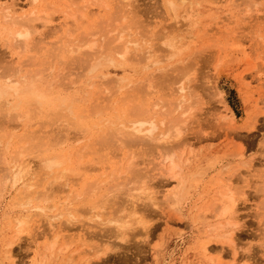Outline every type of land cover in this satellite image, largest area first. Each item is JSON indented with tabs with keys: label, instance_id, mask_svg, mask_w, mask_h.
<instances>
[{
	"label": "rangeland",
	"instance_id": "1",
	"mask_svg": "<svg viewBox=\"0 0 264 264\" xmlns=\"http://www.w3.org/2000/svg\"><path fill=\"white\" fill-rule=\"evenodd\" d=\"M6 1L7 0H0V5L2 6V8L3 5L6 6ZM18 1H19L18 4L19 5L22 4V6L24 5L23 3L28 4L29 2V0H18ZM94 1L97 2V0H74V1L71 0L69 1V3L72 4L69 6V8L68 6H66L69 5L66 4L67 3L66 0L64 2L62 0L60 1L39 0L37 3L38 5L41 6L42 10H44L45 8L49 9L50 16L52 17L51 18L52 23L48 25V27L44 26L46 27L44 28L40 25L41 21H39V24L36 23L37 24L36 31L30 30L31 36L25 43V49L26 51H28L27 52L28 55L23 53L20 58L22 60H20L19 62V64L21 65L22 63L23 66L22 74L20 76L24 75L28 81L30 80V77L32 76L33 72H35L36 70L37 71L43 70V73L45 74V75L43 74V76L47 78L46 79L44 78V80L42 81L43 86L40 87L38 86L35 91H24V92H15L14 90L10 91L7 94V98L5 100L6 103L4 105H1L2 107H0V134H1L0 136H2V138H0V149H1L0 166L3 165L4 167H7L6 164H4V162L6 161H4L3 158L4 157L3 155L5 154L3 148L9 135H11L9 133H11L12 131V134L16 133L15 135H20L21 132L26 129L27 130L26 132L33 131L32 133H34L35 130V134H34L35 137H33V134L31 135V133H29L28 136V144L31 143V145L35 143V140H43V138H45L46 140L52 138L50 136H53L52 138L53 141L56 134L58 135L56 136L55 139L60 138L58 139L59 141H61V139H67L70 136L69 138L70 141H68L67 145H64V147H60V148L57 147V150L58 149L65 150L66 157L64 160L65 162L64 167L70 169L69 172L70 174L72 172L70 168L71 166L72 168H74V166L76 167L79 165L81 166L83 165L82 167L84 168L80 166L79 168L82 169L76 167L78 169L77 170L76 168H74L75 171L77 170L78 172L79 170H81L78 174L81 177L80 176L75 177V174L78 172L77 171L74 172V175L72 174L74 178L73 180L72 177L71 179H69V184H66L67 181L65 182V180H60L61 182L57 181L59 183L54 184L53 182L55 181L54 179H52L53 177L51 178L47 174L48 176L47 179V176L43 171V169L41 167H38L40 165L41 166L44 165L43 160H45L44 159L45 156L39 154L38 153L39 151H37L38 149L32 148L34 146L33 145L29 147L30 149L32 148L33 153L28 148L29 152L31 151L29 153L31 156L26 152L25 153L27 154L28 157L27 160L28 159L30 161L32 160L31 162L28 160L30 166L29 168L30 174L31 171L34 172V174L32 173L31 176L29 175L30 176L29 181L31 183L32 182L37 183L38 187L36 186V183L35 184L32 183L37 187V188H33L34 190L36 189V191L34 190L29 191V195L24 196L22 192H20V187L18 185L19 183L13 184L12 182L13 179L12 180L9 179L12 178L11 177L12 174H8L9 177H5L7 180L6 184H5L6 181L5 182L2 181V179L4 178L0 177L1 182H3V184L5 185L4 186L2 183H0L2 185V187H0V264H16L17 261L22 262V264H93V263L94 264H210V263L232 264L234 262H235L234 264H264V0H198V2H200L201 4L197 2L195 3V5L192 2V0L191 2L190 0H187V2H184L185 3L184 5H181L180 8L181 10H179V8L176 10L175 12L176 14L169 13L171 11H168L164 4L166 0H138V2H136L135 5L134 3H132V1H130L131 4L134 5V7L130 3L128 5V3L124 2L125 4L128 5V7L124 5L125 8L129 9L130 5L134 8L133 10V8L130 6L131 10L129 9L130 12L132 10L134 11L132 12L133 17L135 15L134 13L137 14V17L136 16L135 17L138 21L136 25L138 29L135 30L136 27L132 28L130 30V34L134 35L136 33L140 35V32H136L139 31L140 28V31L143 34L144 43L143 41H140L143 39L140 37L141 35L139 36L135 34V36H133V38L137 41L135 43L138 44H140L141 42L142 43L140 44L141 46L136 44L134 45L132 43H131L132 45L128 44L129 50H131L130 53L132 54L128 53L129 54L128 56L125 55L123 56V58H119L116 64L114 65L112 64L110 65L108 63L96 67L94 71L89 73L88 71L90 70V65H91L89 64V61L91 57L90 59L89 58L86 59L84 58V56L83 57L79 56L76 52L69 53V51L73 50L75 47L74 46L75 37L80 33H84L87 25L94 26V24L97 23L99 19V18L97 19L98 14L101 16L103 15L102 16L103 18L99 19L98 21L100 22V20L110 15L107 14L108 12L111 11L112 13L115 9H117V4L121 6H123L124 4L122 2L123 0H118L121 3H119L117 0H108L109 8L105 10L101 8L102 6L99 7V4L97 7L96 2ZM171 1L177 2V0H171ZM177 5L180 6L179 3H177ZM188 6L190 7L189 9L187 8ZM24 8L30 10L31 6L25 5ZM78 9L81 10L82 12L86 11L85 18L83 19L80 18V15H78L79 12H76L78 11ZM194 10L195 11L197 10L196 11L197 13ZM185 11H187V14ZM69 12L71 15L73 14V18L65 17L67 15L71 17V15L68 14ZM189 12L194 14V16L193 15L191 16L193 19H195L193 20L192 23L190 22L191 24L187 20V16L189 15L188 14ZM74 13H76V15ZM4 23H5L4 19L1 17V13H0V34H1L0 55H2L1 56L2 60L4 58L3 60L4 63L5 62L10 63L13 60L14 62H18L17 59H15V56H13V53L16 52V49H14V47H12L10 43L6 42L7 43L6 44L4 40V38L7 37V32H8L7 30L12 31L11 28H13L14 26H12L10 23H7L8 25L7 26L4 25ZM98 24L99 23H97V25ZM2 25H4V27ZM175 26L177 27L176 29L173 28ZM178 27L183 30V31L181 30L182 32L180 33L182 39L181 41L186 39L185 44L183 43L184 45L180 44L182 43L181 41L178 43V46L181 49V50L179 49V54L176 53V55L172 57L171 52H168L166 50H165L166 52H164V50L162 51L160 49H156L157 47L152 46L155 43L157 44L155 46H158V44L161 43V40L158 41L159 39H161V36L168 35L169 32L173 31L174 29H175L174 31L178 30ZM188 29L191 32L187 31ZM66 32H70L71 35L69 37H65ZM115 36H116L115 34L114 35L112 34L113 38H115ZM65 38L67 40L70 38L68 40L69 45L67 44V48L64 46ZM99 42L100 41H97V44ZM149 43L151 44L154 43V44L151 45ZM113 44L112 46H114ZM148 44L151 45L149 46L150 49L153 47L154 50L150 51L148 48ZM3 45L5 47H3ZM133 46L136 47V48L134 47V49L137 55L133 53L135 52L133 51L134 49L131 48ZM40 47H42V49ZM56 47L57 48L61 47V48L60 50L58 49V51H56L57 50ZM63 47L66 51L63 49ZM158 48L160 47L158 46ZM186 48L187 51L185 50ZM146 49L150 51L147 54L149 55V57H150V53L151 55L152 54L154 55V56L152 55L150 58L152 57L154 58L156 55H158L154 59L155 62L152 61L153 58L152 59L146 58L148 60H146L145 62V59H143L145 57L143 58L142 56L138 57V53L139 56L143 55V52L144 51L146 52ZM142 50L143 52H141ZM201 50L204 51L205 54L196 55L199 54L198 51ZM63 51L66 52L67 56L64 54ZM57 52L60 53L58 54ZM53 53H57V56L55 55L54 59H52L53 57L51 58V55H53ZM73 54L77 56H73ZM201 55L203 58L200 57ZM28 56L29 57L33 56V59L37 58L38 62L39 61L42 62L41 63L39 62V64L34 63L32 65L33 59L29 62L27 58ZM71 56H73L72 57L73 59L72 58L70 59ZM198 56H199V60L194 59V58H198ZM65 57H67V59H65ZM74 57H78V59ZM189 57L190 59H188ZM82 58H84L85 60H83ZM192 59H194L192 64L195 63L196 64L195 68L197 67L196 70L191 68V70L194 71L195 75L191 76L193 73L191 75H187L192 77L193 79L190 80L189 79L190 77L188 78L189 80L187 78H184L182 82L181 77H184L185 75L183 76L181 75L180 79H178L180 74L176 76L175 74H177L178 71L175 70L174 72L173 69L175 68L173 67H177L178 65L177 70L179 69L181 70L182 67H188L189 65L191 66L190 61ZM79 60L82 61L80 62ZM196 60L199 61V63H197ZM77 61L81 63L80 65L81 67H79L80 63L79 62L77 63ZM147 61H149L150 63H148ZM180 62L181 65H184L183 63H185V65L188 66L185 65L181 66ZM145 65L148 66L151 65V66L148 67V69H146L147 66L145 67ZM191 67L194 68V65ZM0 68H1V64H0ZM46 68L47 69L51 68V69L50 70L48 69L49 71L47 70L46 72L45 71ZM188 70H190V68ZM83 71H85V73ZM162 71H165L164 74L161 73ZM2 72L3 71H0V75L2 74ZM98 75H102L103 78L104 77L106 78L103 79L105 80L104 81L105 85L102 84V87L101 86L99 87L98 85L95 84L94 81L90 80L91 77H95ZM163 75H165L164 78ZM123 78L127 80H131L130 82H133L134 87L137 84H139L140 81H143L142 82L143 84L146 81L149 82V83L146 82L148 84H150L151 82L150 84L151 87H149L150 86L149 85L148 88H145V89H149L147 91L145 90L143 91L142 88H140L141 91H138L139 90L138 87H143L144 85L140 84L139 86H136L135 88L136 91L134 90V92L129 95V97H131L132 99L128 97L130 101L127 98L124 101L125 94L123 93H120V95L117 94L118 91L117 86L114 87V84L116 82L118 83V85L121 84L125 85V83H127V80H125L126 82L125 81L121 82L120 80V83L119 81H117V79H123ZM55 80L56 83L51 85V82ZM70 80L71 82L69 83L68 81ZM80 81L83 83H81ZM137 81L138 83L136 84ZM180 82H182L181 85L184 86L185 84L186 86L188 85V87L186 88L190 87V89L187 90H190L192 94L191 96H189L190 91L187 92L186 90V95H188L187 93H189L188 95L189 97L186 96L187 99L191 97L190 101H192L194 104L198 103L196 99H198V101L201 102L200 104L197 105V107L193 106L195 110L190 106V109L192 110H187L186 111L187 115H185L186 114L185 112L184 114L185 116H183V114L180 113L181 110L177 109L176 106L174 105L177 103L176 101L177 95H175V92L173 91H176V88L180 87V84H178ZM56 84L59 87H57ZM14 88H16L17 90H22L24 88L23 83L16 81L14 83ZM44 91H46V94H44ZM58 91H61L59 92V95L66 96L68 98H71V95L75 92L80 97L86 96V98H88V105L89 106L92 105V107L94 106L93 109H95L96 107H105V109L104 108L102 109V111L104 110L103 113L102 111L93 113L94 111L92 110V107H89L87 105V109L91 108L92 110V112L90 111L91 116L89 120L92 121L93 124L94 123L98 124L97 121H99L100 118L103 119V120L101 119L102 123L100 124L102 125L99 126L100 128L98 129L97 126H94L93 128L90 127V129L92 130L88 129L86 132L85 128L83 129L81 123L73 119L72 121L71 117L70 119H66V117L63 116L64 114L56 115L58 114V112L54 110V106L50 105V107H48V104L46 105L43 104V109L45 110L47 109V111L44 113L45 116L40 115L39 117V115L35 113L37 112V110L35 111L33 110V114L36 115H33L32 118L33 119L35 118V120H33L32 118L27 119V121L26 120L22 121V119L18 120L19 118L16 119L17 121L10 119L13 116L9 114V110L10 113L16 114L14 112L15 110H13V106L20 104L23 107V104L25 103L24 107H26L27 104L30 103L31 101L34 103L36 102L40 103L44 99V97H46V99L49 102L54 104L52 100L54 96L58 95L57 93ZM138 92L145 94L142 95L141 93ZM60 93H62L63 95ZM102 93L104 94L102 95ZM97 96L99 97L101 96V97L99 99L98 98L95 99V97ZM102 96L103 98L104 96L105 97L107 96V98L109 97L108 99L106 98L108 101L106 99H105L106 101L105 100L103 101ZM193 96L195 97V99ZM143 99L147 102L145 103V105L143 104L144 103ZM192 99H194V101ZM161 101H163V103H161ZM190 101H188L190 105L193 104ZM84 102L85 101L83 100L79 103V105H81L80 108L83 107ZM113 102H115V104H113ZM105 104L107 105L105 106ZM156 104L158 105L157 111L153 106L155 105V107H157ZM159 104L162 105L159 106ZM139 105H141L140 107L144 106L143 110L146 111L149 110L150 113L147 112L146 114L148 115H145V117L148 119H153L158 124L159 126L158 131L160 130L162 131L164 129L166 122H168L171 119V117L172 119L173 117H175L174 118L175 120L180 121V119L178 118L183 116L181 117V121H183L186 120L185 118L188 119V114H189L191 115L189 116V119L190 120L193 119L191 121L189 119L186 120L187 122L189 121L188 124H190L191 122L192 123L189 125V127L187 126L188 128H185L186 125H184V128L186 130H184L183 128L184 131H187V133L183 131L184 134L186 133L184 135L186 136V138L185 137L183 138L186 139L187 142L181 137L183 136V133L181 131L182 134H180L179 136L180 141L178 139H177L178 141L176 142L173 140L174 143L173 142L169 143L171 144V147L168 144L170 149H173L172 153L175 156L174 157L171 153L168 152L172 156L171 160L172 162L176 163L179 166V169L176 170V173H178V177L182 178L183 181L185 182L183 187L177 190L176 196H170L171 194L170 192L173 191L174 188L176 187L177 184L176 180H173L172 178L170 179L167 175L165 176L164 174L166 173V171H164L165 173H163V170H161L160 167L161 165L160 166L158 165L161 163L163 157V153H162L163 150H161V148H158L159 146L161 147V143H160L161 141H157L159 143H157L156 141H155L156 143L154 141H150L149 144L151 145L145 146L144 144L143 146L139 144V145H133L134 149L131 147L126 149V147H124L125 145L120 144L122 141L118 142L119 140H115L117 141V143L115 141L108 143L107 144L109 145L107 146L108 148H106L105 144L99 143L101 139H98L99 141L97 140L98 137L99 138L101 137L102 135L101 133H103V135L106 134L105 130L104 132H102L103 128H108V129L110 128L111 130V128L115 126L113 128L114 130L115 128L120 127V124L125 123L126 121L124 120L126 119L127 116L130 115L131 107L132 109H134L133 107L138 108ZM151 105L152 107L150 109L149 107ZM166 105H168L169 107ZM109 106L111 109H108ZM164 106L168 108V112H169L168 115H167L168 112L166 113L167 109L162 108ZM28 107H30V104H28L26 108ZM173 107L177 109V111L173 109ZM80 108L76 109L75 111L78 112ZM196 108L200 110H197ZM114 112H118L119 115L117 118H113L112 120L114 119L118 120L119 118L120 119L118 120L119 122H117L116 125H109L108 127H107L108 123H106L105 126L103 127V124L106 121L104 118L107 117L106 119H109L111 118V116H115ZM161 112H163V114ZM51 113L52 115H48ZM152 113L153 115H151ZM47 115H48V119H50L51 121L50 120L48 121V119L46 118ZM55 115L57 117L58 116L60 117L56 118ZM42 116L44 117V122L45 123L47 122L46 124H44V122L42 121L43 120ZM31 119L33 120V123H30L31 121L29 120ZM58 119H60V122ZM65 119L67 120L66 124L64 122H61V120L65 121ZM12 120L15 121V123L14 122L12 123ZM54 120L57 123H55ZM68 120L69 122H75V123L77 122V123L75 125L74 123H72L73 125L70 126L71 123L67 124ZM41 121L44 125L43 124L40 125ZM7 122H9V124L11 123L10 126L11 127L13 126L12 127L13 129H11L10 126H6L9 125L7 124ZM16 122H19L17 124L19 125L21 124V125L20 126L17 125ZM28 122L30 124H28ZM49 123H51V125H48ZM4 125L6 127H4L3 129L2 127ZM16 127L18 129L14 130ZM73 127H75V130L72 129ZM181 127H183V125H181ZM38 132L39 134L37 135ZM46 132L49 133L48 136L50 138L47 136ZM103 135L101 138H103ZM40 136L42 137L44 136V137L42 138ZM73 137L74 139L72 140ZM183 140L187 144L183 143ZM91 143L93 144L96 143L95 144L97 146L96 149L99 148V150L98 149L97 150L98 151L101 150L102 157H99V155L101 156V154L98 151L94 152V150H96L94 148L95 145H92L93 146L92 147ZM128 145L131 146L130 144ZM154 145L155 146L158 145V147L154 148ZM14 146L15 145L13 144V147ZM148 146H153L154 151L153 150L151 151L150 150L151 148L150 149L147 148ZM119 147H123V148H119ZM178 147H180V149L181 150L183 149L184 151L179 150ZM82 148L84 149L83 151ZM91 148L94 150H92ZM102 148H105L104 150L106 152H103ZM110 148L113 154H111V151H109ZM167 149L169 150L168 146ZM35 150L37 152H34ZM129 150L130 151L132 150L131 153ZM178 150L181 151L182 153L179 152ZM92 151L93 154L97 152L99 153V154L97 153L98 156H96L95 154L94 156H96L95 158L100 160L99 163L101 162L103 164L107 163L105 162V158H103L105 155L107 156L116 155L118 157L120 156V158H127L125 156V151H126L130 153V154L128 153L130 155V157L128 155V158H131V154L135 153L136 156L134 157V154L132 156L134 159L133 164L135 166V163H137L136 165L138 166L136 167L133 166V168L135 169L137 168L136 171H134V173L136 172V175H134L133 173L134 179L135 177L138 178L137 177L138 173L139 176L143 174L146 175L147 178L145 176L143 177H145V180L147 182L143 180L144 182L141 183L142 184L146 183L144 184V186L147 185L146 186L147 188L145 187L146 190L148 188H149L148 190H150V188L152 187L154 188L155 193L154 192L152 193H154V195L157 196L158 198V199L156 198L157 201H155V198H153L152 195H151V199L148 198V196L145 195L147 192H143V194H141L142 196L144 195V197L140 196L142 198L139 197V199L137 198V200L134 201V199H136L135 197L136 193L140 195V193L137 192L140 190L138 189L140 187L138 186L140 183H138V185L136 186L134 184L132 185L135 186L136 189L138 190L136 191L134 188L133 194L134 193L135 194L134 195L131 194V198L129 200L127 199L129 198L128 195L131 192L127 193L126 191H124L127 189L123 188L124 189L123 190V189H119L121 187L119 188L116 187L115 188L116 192L118 190L119 191L121 190L120 191L121 195L126 194L124 196H121V197H126L125 199L122 198V200L125 201L123 202L121 201L122 202L121 203L120 202L121 198H119L120 196L119 193L118 192L115 193V195L117 194L119 195V196L117 195V197L115 196V198L117 199L119 198L118 200L115 201V199H112V201L117 203L116 205H114L115 203L111 202V200L110 202L107 201L105 203V201L107 200L104 199L103 197L105 191H102L100 193L99 192L95 193V191H90L89 193L94 192V194L93 195L89 194L88 193L89 190L87 188L90 189V187L93 188V186L92 185H90V187L87 186L90 183L93 184V181L94 183H97V185H100L99 182H101L103 179H104L103 181H105V179L106 180L108 179L109 174L107 172L110 171V169L106 168L107 166H105V164L104 167L103 164L101 163L99 164L97 162L98 160L91 156L93 155L91 154ZM113 151L117 153H114ZM87 152L89 155H86ZM109 152L111 155L106 154ZM73 153H75L76 155L82 154L85 158L81 155L80 157L81 160L79 161L78 164L79 157L78 158L75 157V154ZM36 158H40V159H36ZM91 158L92 159L94 158L95 161L93 160V163L92 162L86 163V161H90V160L92 161ZM76 159H77V165L74 164L76 163L75 162ZM96 162L97 164H99L98 166ZM96 166L98 167L99 170L98 169L96 170L97 168ZM43 167H45V165ZM85 168L88 170L87 171L88 173L85 172L86 171ZM104 168H106V170ZM83 169L84 172L82 171ZM37 170L39 172H36ZM6 173L5 171L4 172L0 171V176H3L4 174H5L4 176H6ZM42 173H43V177H42ZM98 173H100L101 175L105 173V175L100 177ZM89 174H91V176ZM117 175L121 177V178L119 177V179L117 180V182L120 181V183L118 182L117 184H121V182H124L125 178L123 177L125 176H127L126 177L127 179L128 177L132 178L131 177L132 174L120 173ZM140 177L142 178V176ZM50 178L53 182L49 180ZM76 179L77 180L81 179V180H79L75 184ZM47 180H49L48 181L49 183L50 182L53 183L51 184V186H53V189H51V191L47 190L50 189L48 187L49 183L48 182L46 183L47 186L44 184ZM70 181L71 182L73 181V183L71 184ZM87 181H89L90 183L88 184ZM40 182H41V188L39 185ZM64 182L66 184L64 185L66 189L65 187H63ZM126 182H128V180ZM129 182L128 183L131 186L132 181L129 180ZM60 183H62V186L60 185ZM114 184H116V182ZM124 184L125 183H123V185ZM222 184L225 187H229L228 189H230L232 193L233 191L234 193L238 192L237 194H235L237 195L236 198L238 199H236L237 200L236 201L237 209L235 208L236 213L233 212L232 214L233 216L225 215V217H222V219L220 220V217L218 218L216 217V211H215L216 203H214L215 205L212 203L214 201L216 202L217 193L222 188L223 186ZM12 185H14V187ZM58 185H60L61 190L63 188L64 189L62 191L59 190L60 187H58ZM219 185L222 186L220 187ZM44 186L45 189H42ZM132 186L130 187V189H133ZM52 190L55 193H53ZM86 191L88 194L86 193ZM151 191H153V189ZM48 192L49 193L51 192V195ZM81 193L82 196L80 195ZM149 193L151 194V192ZM167 193H170L167 196L171 198L169 199L165 198ZM138 194L136 196H138ZM32 196L33 197L36 196L37 198L36 197L33 198ZM145 196H147V199L145 198ZM40 197L43 198L44 201L42 199L38 200V198ZM45 197H47V199H44ZM75 197L77 198L79 197L78 200H76ZM49 198L50 200H48ZM143 198H145L144 199L145 202H148L147 204L148 206L143 205L145 204L144 201L142 200ZM152 198L154 199L153 206L149 204L150 203L149 201L152 200ZM16 199L18 200L20 199V200L18 201ZM28 199H30L31 202H29L30 204L26 205L27 203L26 200ZM140 200L142 201L140 202ZM103 201L105 205L108 204V206L98 205V204H102ZM134 202L136 203V205H134ZM23 203L25 205H23ZM127 203L129 204L126 206ZM171 203L173 204L175 203L174 205L175 206L177 205L176 208L175 206L171 207L172 206ZM169 204H171V206ZM44 205L46 206V208ZM131 205H133V207L136 206L137 209L134 207L136 209L135 213H137L136 215L138 216V219L140 217L141 222L145 221L144 222L145 226L142 224L143 223L142 222L141 225L144 226L143 229L141 228L140 225L136 227L135 226L129 227L130 229H128V231L136 229L135 230L136 233H134L133 231L131 233L129 232L131 234L130 235L131 237L126 236L127 238L129 237L130 238L129 239L125 238L126 240H122L120 238H117L115 235L111 234V232H108V230L110 231V229L112 230L113 228L116 231L117 229L119 230L120 225L116 223V219L119 218L120 216H122L121 218L125 219L126 221L129 218H131V217H126L124 215V213L126 214L125 211H127L128 214L129 210H130L129 212L130 215L134 214V212H132L133 209L131 208L132 207ZM37 206L39 208L41 206L44 207V210L42 209L43 213L40 210L41 208L38 209ZM52 206L54 209L52 208ZM149 206H151V208ZM57 207L59 209H57ZM68 207H70L71 210H69ZM129 207L132 210L131 209L128 210ZM207 207H208V211L204 212L207 209ZM47 208L51 210H48ZM24 212L26 216L28 215L30 216V217L28 216L27 218H31V219H28L29 221L27 222V225L26 226L24 225L25 227L23 226V229H21L20 227H18V222H16V219L18 217L19 218L22 217V215H24ZM131 212L133 214H131ZM60 213L63 214H61L60 216L59 215ZM201 213H203L202 214L203 217L200 216ZM134 216L135 215H133V217ZM234 216L235 218L237 217V222H233V223L234 225L235 223H237V225H235L236 227L235 230L232 229L234 231L233 232L230 229V227L233 224L231 223V226H229L228 228V225L225 222H228V220L230 219L231 220L234 219ZM198 217L200 219L201 218L205 219L206 221L204 220L202 221V219L199 220ZM134 218L138 220L136 216ZM125 220L122 221L124 222ZM235 220L236 219H234L233 221ZM201 221L205 222V224L207 223L206 226ZM224 223L226 226H224ZM209 224L211 225L216 224L215 228L217 227V224H220L221 227L223 225L224 227H222V230L220 229L219 230L221 231V233L223 231H227L226 233L228 235L227 236L225 235V237H228V239L232 238L233 245H235V242L236 245L231 246L232 244L229 245L230 243L228 242L224 244L223 240L222 241H220L221 239L218 240L220 237L218 236L220 235V231L216 232L217 234H215V232L210 233L212 232L213 229L214 231H218V230L217 229L215 230V228H213L214 226L211 228L210 227L211 225ZM137 227H139L138 230ZM207 227L210 232L207 231ZM229 229L232 231V233L235 234H232ZM115 230H113V232ZM228 232H230L232 235L229 234ZM223 233L221 234L222 237H223ZM91 234L92 236H90ZM87 236L89 238L91 237L92 238L89 239ZM216 236L218 238H214ZM228 239H226V241ZM51 243L55 245L52 247V249L49 248L50 247L49 244L51 245ZM204 243H206L207 247L209 248V252L206 254L207 257H205V255L202 252V247L204 246ZM63 248H65L66 250L64 251ZM97 249L98 251H96ZM212 249L214 251H212ZM233 249H235L236 252ZM98 253H102V255L101 254L98 255ZM216 254L220 256L216 257L217 256ZM236 254L238 255V258H236L237 256ZM208 256H210V258L213 257L211 259L212 262H210V260L208 261L209 259ZM214 257L219 258L218 261L222 259L221 260L222 262L220 261L218 263V261L214 259Z\"/></svg>",
	"mask_w": 264,
	"mask_h": 264
},
{
	"label": "bare ground",
	"instance_id": "2",
	"mask_svg": "<svg viewBox=\"0 0 264 264\" xmlns=\"http://www.w3.org/2000/svg\"><path fill=\"white\" fill-rule=\"evenodd\" d=\"M38 1L39 0H29V2H28V4L26 3H23L24 5L22 6V4L21 5H19L18 4V0H17V2H16V0H7L6 1V6H4L3 5V8H2V6L0 5V7L2 8V10H1V8H0V13H1V17L4 19V25H7V23H10L12 26H14L13 28H11V30L12 31H9V30H7L8 32H7V37L6 38H4V40H5V43L7 42V43H10L11 45H12V47H14V49H16V52H14L13 53V56H15V59H17V61L18 62H14V60L12 61V62H8V63H4L3 62V60H4V58H3V60H2V55H0V64H1V70L0 71H3L2 72V74L0 75V107H2L1 105H4L5 103H6V98H7V94L10 92V91H12V90H14L15 92H24V91H35L36 89H37V87L39 86H43V83H42V81L44 80V78H45V76H43V70H36L35 72H33L32 73V76L30 77V80H28L27 81V78L23 75V76H20L21 74H22V68H23V66H22V63H21V65L19 64V62H20V60H22V59H20L21 58V55L24 53V54H27L28 55V51H26V49H25V43L27 42V40L30 38V36H31V33H30V30L31 31H36V26H37V24L36 23H38L39 24V21H41V23H40V25L42 26V27H44V26H46V27H48V25H50L51 23H52V20H51V16H50V13H49V9H47V8H45L44 10H42L41 9V6L40 5H38L37 3H38ZM60 1V0H59ZM63 2L65 1V0H62ZM69 1H71V0H66V4H69V5H66V6H68V8H69V6L72 4H70L69 3ZM74 1V0H73ZM118 1V0H117ZM128 1V2H127ZM127 1H125V0H123L122 2L124 3V2H126V3H128V5H129V3L131 4V2L130 1H132V3H134V5L136 4V2H138V0L137 1H134V0H127ZM134 1V2H133ZM62 2V3H63ZM88 2H91V1H88ZM94 2H96V1H94ZM119 3H121L120 1H118ZM184 2H187V0H177V2H173V1H171V0H166L165 2H164V4H165V7L167 8V10L168 11H171V12H169L170 14L171 13H173V14H176L175 12H176V10L179 8V10H181L180 8H181V5H184L185 3ZM189 2V1H188ZM190 2H191V0H190ZM192 2L194 3V5H195V3H197L198 2V0H192ZM93 3V2H92ZM91 3V4H92ZM177 3H179L180 4V6H178L177 5ZM199 4H201L200 2H198ZM95 4V3H94ZM96 6L98 7V4H99V7H101V8H103V9H108L109 8V3H108V0H97V2H96ZM189 4V3H188ZM187 4V5H188ZM25 5H29V6H31V9L30 10H27V9H25L24 8V6ZM64 5H65V3H64ZM75 5V4H74ZM124 5H126V7H128V5L127 4H123V6H121V5H118L117 4V9H115L112 13H111V11L110 12H108L107 14H110L109 16H106V18H104V19H102V20H100V22H98L99 21V19H101V18H103L101 15H99L98 14V17H97V19H98V21H97V23H99L98 25H97V23H95L94 24V26H86V30H85V32L84 33H80V34H78L76 37H75V39H74V49L73 50H70L69 51V53H73V52H76L79 56H81V57H83L84 56V58H89L90 59V57H91V59H90V61H89V64H91L90 65V70L88 71L89 73H91L92 71H94L95 69H96V67H99V66H102V65H105V64H112V65H114V64H116V62H117V60L119 59V58H123V56H125V55H129V54H132V53H130L131 52V50H129V46H128V44H136V45H140V44H138V43H135V42H137L134 38H133V36H135V31H134V35H132V34H130V30L132 29V28H134V27H136V25H137V23H138V21H137V19H136V17H137V14L136 13H134L135 15H134V17H133V13L132 12H134L133 10H134V5L133 4H131L130 6L133 8V10L130 12V6H129V9L128 8H125L124 7ZM190 5V4H189ZM138 6V5H137ZM186 6V5H185ZM198 6V5H197ZM85 7V6H84ZM136 7V6H135ZM137 8V7H136ZM188 9L190 8L189 6L187 7ZM197 8H199V7H197ZM86 9H87V7H86ZM184 9V8H183ZM188 9H187V11H188ZM196 9V8H195ZM68 11V10H67ZM83 11H84V8H83ZM187 11H185L186 12V14H187ZM195 11V10H194ZM197 11V10H196ZM195 11V12H196ZM76 12H79V14L78 15H80V18H85V16H86V11L85 12H82L81 10H79L78 9V11H76ZM82 12V13H81ZM183 12V11H182ZM181 12V13H182ZM106 13V12H105ZM178 13V12H177ZM197 13V12H196ZM68 14H70V12L68 13ZM75 15H76V13H74ZM180 14V13H179ZM189 15L187 16V20H188V22L190 23H192L193 22V20H195V19H193L192 18V16L191 15H193L194 16V14H192V13H188ZM71 15V14H70ZM196 15V14H195ZM136 16V17H135ZM199 16V15H198ZM65 17H67V18H73V14L71 15V17L69 16V15H67V16H65ZM129 17H130V19H129ZM181 17V16H180ZM43 20V21H42ZM185 22V21H184ZM188 22H186V23H188ZM195 22V21H194ZM35 23V24H34ZM190 23V24H191ZM84 24V23H83ZM4 25H2L3 27H4ZM8 26V25H7ZM188 26V25H187ZM191 26V25H190ZM195 26V25H194ZM46 27H44V28H46ZM173 28H177L176 26L175 27H173ZM138 28L136 27L135 28V30H137ZM174 29V30H175ZM171 31V32H169V34L168 35H163V36H161V39H159L158 41H160L161 40V43L160 44H158V46L160 47V48H158V46H155V45H157L156 43L154 44V43H152V44H154V45H152L151 43H149V44H151L153 47H157L156 49H160V50H164V52H166V51H168V52H171L172 54V57L174 56V55H176V53H178L179 54V49H180V47L178 46V43L182 40L181 39V32L183 31L181 28H179L178 27V30H176V31ZM182 30V31H181ZM187 31H190L189 29L187 30ZM136 32H140V35L139 34H136V35H139L141 38H143V34H142V32L140 31V28H139V31H136ZM175 32V33H174ZM191 32V31H190ZM69 33V34H68ZM189 33V32H188ZM112 34L114 35H116L115 36V38H113L112 37ZM183 34V33H182ZM1 35V34H0ZM71 34H70V32H66V35H65V37H69ZM61 36V35H60ZM109 38H108V37ZM185 36V35H184ZM64 37V36H63ZM139 37V38H140ZM112 38H113V41H112ZM139 38H138V40H139ZM140 38V39H141ZM185 38V37H184ZM70 39V38H69ZM68 39V40H69ZM44 40V39H43ZM66 38H65V44H64V46L67 48V44L69 45V41H68ZM186 40V39H185ZM185 40H183V41H181L182 43H180V44H185ZM192 40V39H191ZM97 41H100L98 44H97ZM140 41H143V43H144V38L142 39V40H140ZM116 42V43H115ZM6 43V44H7ZM114 43V44H113ZM112 44L114 45V46H112ZM131 44V45H132ZM145 44H146V41H145ZM148 44V48H149V50L150 51H152V50H154V48L152 47L151 49H150V47L149 46H151V45H149ZM183 44V45H184ZM190 44V43H189ZM72 45V44H71ZM2 46V45H1ZM61 46V45H60ZM141 46V45H140ZM3 47H5L4 45H3ZM134 47L135 46H133V47H131V48H133L134 49ZM41 49H42V47H40ZM57 48V47H56ZM60 48L61 47H58L57 48V50L56 51H58V49L60 50ZM136 48V47H135ZM162 48V49H161ZM38 49V48H37ZM36 49V50H37ZM55 49V48H54ZM63 49H64V47H63ZM70 49V48H69ZM132 49V50H133ZM184 49V48H183ZM205 49H207V48H205ZM7 50H8V48H7ZM65 50V49H64ZM148 49H146V52L144 51L143 52V50L141 51V52H143V55H140L139 56V53H138V57H141L142 56V58L143 57H145V58H143V59H145V62H146V60H148V59H146V58H150L152 55H151V53H150V57H149V55H147L148 54V52H150ZM166 50V51H165ZM181 50V49H180ZM186 51H187V48L185 49ZM30 51V50H29ZM66 51V50H65ZM133 51H135V49L133 50ZM132 51V52H133ZM64 52V51H63ZM92 54H91V53ZM199 52V54H196V55H200V54H205V52L204 51H198ZM7 53V52H6ZM58 53V52H57ZM57 53H53V55H51V58L52 59H54V56L56 55L57 56ZM60 53V52H59ZM58 53V54H59ZM129 53V54H128ZM133 53H135V55H137L136 54V51L135 52H133ZM146 53V54H145ZM64 54L67 56V54H66V52H64ZM168 54V53H167ZM170 54V53H169ZM192 54V53H191ZM34 55H35V53H34ZM72 55V54H71ZM170 55V56H171ZM196 55H195V57H196ZM73 56H77V55H74L73 54ZM73 56H71L70 57V59L73 57ZM154 56V55H153ZM156 56H158V55H156ZM155 56V57H156ZM164 56V55H163ZM169 56V55H168ZM26 57V56H25ZM37 57V56H36ZM80 57V58H81ZM155 57L152 59V58H150V59H152V61H154V59H155ZM200 57H202V55L200 56ZM23 58V57H22ZM28 58V61L30 62L32 59H33V56H28L27 57ZM74 58H77L78 59V57H74ZM84 58H82L83 60H85ZM166 58V57H165ZM169 58H171V57H169ZM178 58V57H177ZM192 58H194V57H192ZM203 58V57H202ZM201 58V59H202ZM65 59H67V57H65ZM69 59V60H70ZM73 59V58H72ZM134 59V58H133ZM136 59V58H135ZM188 59H190V57L188 58ZM194 59H198L199 60V56H198V58H194ZM194 59H192L189 63L191 64V66H193L194 65V68L193 67H191L190 65L188 66V65H185V63H183L185 66H188V67H180L181 68V70L179 69V70H177V68H178V65H177V67H173V68H175V69H173L174 70V72H175V70L176 71H178V73L177 74H175L176 76L178 75V74H180L179 75V77H178V79H180V76L182 75H185L184 77H181L182 79V82H183V80H184V78H189L190 76H187V75H191L192 73V75L191 76H194L195 74H194V71L193 70H191V68L192 69H195L196 70V68H195V66H196V64L194 63V64H192L193 63V61H194ZM43 60V59H42ZM68 60V61H69ZM160 60V59H159ZM27 61V62H28ZM35 61V62H34ZM44 61V60H43ZM48 61V60H47ZM80 62L82 61V60H79ZM79 61H77V63L79 62ZM143 61V60H142ZM180 61V60H179ZM33 62V63H32ZM31 63H32V65L34 64V63H38L39 64V62L41 63L42 61H37V58H34L33 59V61H32ZM58 62V61H57ZM65 62V61H64ZM79 62V63H80ZM121 62V61H120ZM144 62V61H143ZM148 63H150L149 61H147ZM155 62V61H154ZM184 62H185V60H184ZM196 62L197 63H199V61H197L196 60ZM4 63V64H3ZM66 63V62H65ZM83 63V62H82ZM86 63V62H85ZM119 63V62H118ZM147 63V64H148ZM188 63V62H187ZM186 63V64H187ZM49 64H52V63H49ZM58 64V63H57ZM60 64H61V62H60ZM63 64V63H62ZM88 64V63H87ZM86 64V65H87ZM146 64V63H145ZM35 65H37V64H35ZM34 65V66H35ZM81 65V63L79 64V67H81L80 66ZM180 65H181V62H180ZM184 65H181V66H184ZM28 66V65H27ZM29 66H30V64H29ZM147 66V67H146ZM151 65H145V67H146V69H148V67H150ZM176 66V65H175ZM88 68H89V66H88ZM186 68H190V70H191V72H190V70H188V69H186ZM30 69V68H29ZM42 69V68H41ZM49 69V68H48ZM47 68L45 69V71L47 72V70H48ZM51 69V68H50ZM49 69V70H50ZM79 69H81V68H79ZM85 69H87V68H85ZM48 70V71H49ZM172 70V71H173ZM186 70H187V73H186ZM185 71V72H184ZM45 72V73H46ZM52 72V71H51ZM50 72V73H51ZM84 73H85V71H83ZM164 72L165 71H162L161 73L162 74H164ZM179 72H181V73H179ZM196 72V71H195ZM83 73V74H84ZM87 73V72H86ZM189 73V74H188ZM47 74H49V73H47ZM99 74V73H98ZM45 75V74H44ZM58 75V74H57ZM86 75V74H85ZM155 75V74H154ZM102 75H98V76H95V77H91V81H94L95 82V84L96 85H98L99 87L101 86L102 87V84H104V81L105 80H103L104 78H103V76L101 77ZM164 76L165 75H163V78H164ZM187 76V77H186ZM83 77V76H82ZM162 77V76H161ZM47 78V77H46ZM45 78V79H46ZM14 79H15V81H14ZM106 79V78H105ZM124 79V78H123ZM117 79V81H119V83H120V80H121V82H123V81H125V80H127V79ZM166 79V78H165ZM190 80L191 79H193L192 77H190L189 78ZM188 79V80H189ZM87 80V79H86ZM85 80V81H86ZM145 80H147V79H145ZM16 81H19V82H22L23 83V89L22 90H17L16 88H14V83L16 82ZM82 81V80H81ZM80 81V82H81ZM129 81V82H128ZM131 80H127V83H125V85H123V84H121V85H118V83L116 82H114L113 84H114V87L115 86H117V94H119L120 95V93H123V94H125L124 95V101L126 100V98L130 101V99L129 98H131V97H129V95L131 94V93H133L134 92V90H135V88H136V86H139L140 84L141 85H144L143 87H138V91H141L140 90V88H142L143 89V91L145 90V91H147V90H149V89H145V88H148V86L151 84V82H150V84H148L149 82L148 81H146V82H148V83H142L143 81H140V83L139 84H137L138 83V81L136 82V86L134 87L133 86V82H130ZM161 81V80H160ZM163 81H164V79H163ZM178 81V80H177ZM69 83L71 82V80L70 81H68ZM87 82V81H86ZM88 82H89V80H88ZM179 82V81H178ZM182 82H180V83H178V84H180V87H178V88H176V91H173V92H175V95H177V103L176 104H174L175 106H176V108L177 109H179V110H181L180 111V113L181 114H183V116H185V115H187V110H192V109H190V106L194 109V107H197V105L198 104H200L201 102H199L198 101V99H196L197 100V104H194L192 101H190V99H191V97L190 98H186V96L187 97H189V96H191V91L190 90H187V89H190V87L189 88H186V87H188V85L186 86V84H185V86L184 85H181V83ZM56 83V80L55 81H52L51 82V85L52 84H55ZM68 83V84H69ZM81 83H83V82H81ZM80 83V84H81ZM92 83V82H91ZM106 83H107V81H106ZM132 83V84H131ZM85 84V83H84ZM86 84H88V83H86ZM117 84V85H116ZM135 84V83H134ZM62 85H63V83H62ZM61 85V86H62ZM65 85V84H64ZM105 85V84H104ZM108 85H110V84H108ZM107 85V86H108ZM131 85V86H130ZM56 86H57V84H56ZM82 86V85H81ZM119 86V87H118ZM51 87V86H50ZM57 87H59V86H57ZM65 87V86H64ZM64 87H61V88H64ZM131 87H134V88H131ZM149 87H151V85L149 86ZM70 88H72V87H70ZM74 88V87H73ZM74 90V89H73ZM77 90V89H76ZM75 90V91H76ZM108 90V89H107ZM186 90H187V92L188 91H190L189 93H190V95H189V93H187L188 95H186ZM78 91V90H77ZM115 91V90H114ZM136 91V90H135ZM143 91H142V93H143ZM151 91V90H150ZM59 92H61V91H58L57 93H58V95H56V96H54L53 97V100H52V102L54 103V104H52L51 102H49L47 99H46V97H44V99L39 103V102H36V103H34V102H30V103H28V104H30V107H28V108H26L27 106H28V104H27V106L26 107H24L25 106V103L23 104V107L20 105V104H18V105H15V106H13V110H15L14 112L16 113V114H14V113H10V110H9V114L10 115H12L13 117H11L10 119H13V120H15V121H17L16 119L17 118H19L18 120H21L22 119V121H24V120H26L27 121V119H29V118H32L33 117V115H36V114H33V110L35 111V110H37V112H35V113H37L38 115H39V117H40V115H44V113L47 111V109L45 110V109H43V104H48V107H50V105H52V106H54V110L56 111V112H58V114H56V115H61V114H64L63 116H65L66 117V119H70V117H71V120L73 119V120H75V121H77V122H79V123H81L82 124V127H83V129L85 128V131L87 132V130L89 129V130H92V129H90V127L91 128H93L94 126H97L98 127V129L100 128L99 126L100 125H102V124H100V123H102V121H101V119L102 118H100V120L99 121H97L98 122V124L97 123H94L93 124V122L92 121H90L89 120V118H90V111L92 112V110L94 111L93 113H96V112H99V111H102V109L104 108L105 109V107H96V108H99V109H93L94 108V106L92 107V105L91 106H89L88 105V98H86V96H84V97H80L76 92L75 93H73L72 95H71V98H68V97H66V96H61V95H59ZM97 92V91H96ZM193 92V91H192ZM98 93V92H97ZM138 93H141V92H138ZM141 93V94H142ZM44 94H46V91H44ZM43 94V95H44ZM60 94H62V93H60ZM96 94V93H95ZM101 94V93H100ZM100 94H98V95H100ZM104 93H102V95H103ZM112 94V93H111ZM145 94V93H144ZM144 94H142V95H144ZM63 95V94H62ZM65 95V94H64ZM85 95H86V93H85ZM46 96V95H45ZM109 96V95H108ZM132 96V95H131ZM140 96V95H139ZM101 97V96H100ZM99 96H97V97H95V99H99L100 98ZM110 97V96H109ZM108 97V98H109ZM129 97V98H128ZM141 97V96H140ZM194 97V96H193ZM102 98H103V96H102ZM107 98V96L105 97L104 96V98L102 99L103 101L105 100ZM107 98V99H108ZM134 98V97H133ZM136 98V97H135ZM106 99V100H107ZM132 99V98H131ZM141 99V98H140ZM194 99H195V97H194ZM194 99H192L193 101H194ZM85 101L84 102V104H83V107L82 108H80L81 107V105H79V103L81 102V101ZM105 100V101H106ZM134 100V99H133ZM136 100V99H135ZM101 101V100H100ZM108 101V100H107ZM132 101V100H131ZM140 101V100H139ZM167 101V100H166ZM188 101H190V102H192L193 104H191L190 105V103L188 102ZM95 102V101H94ZM142 102V101H141ZM143 104L145 105V103H147L144 99H143ZM158 102V101H157ZM156 102V103H157ZM106 103V102H105ZM110 103V102H109ZM109 103H107V104H109ZM112 103V102H111ZM123 103V102H122ZM131 103V102H130ZM153 103H154V101H153ZM159 103V102H158ZM161 103H163V101H161ZM90 104V103H89ZM93 104V103H92ZM98 104V103H97ZM96 104V105H97ZM101 104V103H100ZM107 104H105V106L107 105ZM113 104H115V102H113ZM150 104H151V102H150ZM87 105L89 106V107H92V110H91V108L90 109H87ZM109 105H111V104H109ZM129 105V104H128ZM134 105V104H133ZM148 105V104H147ZM162 104H159V106H161ZM196 105V106H195ZM99 106V105H98ZM101 106V105H100ZM135 106V105H134ZM141 105H139V107L138 108H136V107H133L134 109H132V107H131V113H130V115L129 116H127L126 117V119L124 120V121H126L125 123H121L120 124V127H117V128H115L114 130H113V128L115 127V126H113V128H111V130H110V128L108 129V128H103L102 129V132H104V130L106 131L105 133V135H103V133H101L102 135H103V138H101L102 137V135H101V137L99 138H97V140L98 139H103L101 142L99 141V143H102V144H105V146H106V148H108L107 146H109V145H107L108 143H111V142H114L115 140H119L118 142H121L120 144H123V145H125L124 147H126V149H128V148H133V145H139V144H141V145H143L144 146V144H145V146L146 145H151V144H149V142L150 141H161L160 143H161V147L159 146L158 147V145H154V148H156V147H158V148H161V150H163L162 151V153H163V157H162V161H161V163L160 164H158L160 167H161V170H163V173H165L164 171H166V173L164 174L165 176L167 175L170 179L172 178L173 180H176V187L174 188V190L173 191H169L170 193H167L166 194V196H165V198H167V199H169V198H171V197H168L167 195H169L170 194V196H176L177 195V190L179 189V188H182L183 187V185H184V181H183V179L182 178H179L178 177V173H176V170L177 169H179V166L176 164V163H174V162H172V156H171V154L173 155V153H172V150L173 149H170V147H171V144H169V143H172L173 142V140L176 142V141H178L179 140V136H180V134H182L183 133V131L184 130H186L185 128H188L189 127V125L192 123H190V124H188V122L186 121V120H188L189 119V116H191V115H189L188 114V119L187 118H185L186 120H183V121H181V117H183V116H181L180 118H178V119H180V121L178 120H175L174 118L175 117H173V119H172V114H171V119L168 121V122H166V124H165V126H164V129L161 131H158L159 130V126H158V124L153 120V119H148V118H146L145 117V115H148V114H146L147 112L148 113H150L149 112V110L148 111H146V110H143L144 109V106L143 107H140ZM154 106V108H155V110L157 111V108H158V105L156 104V106L157 107H155V105H153ZM166 106H168V105H166ZM174 106V107H175ZM194 106V107H193ZM130 107V106H129ZM151 107H152V105L149 107L150 109H151ZM169 107V106H168ZM173 107V109H175ZM78 108H80V110L78 111V112H76L75 110L76 109H78ZM162 108H164V109H167L166 110V113L168 112V108H166L165 106L164 107H162ZM199 108H201V107H199ZM106 109H107V107H106ZM108 109H111L110 108V106H109V108ZM172 109V110H173ZM177 109H175L176 111H177ZM197 109V108H196ZM154 110V109H153ZM182 110H185V111H182ZM195 110V109H194ZM197 110H200V109H197ZM31 111H32V113H31ZM104 111V110H103ZM103 111H102V113H103ZM113 111H115V110H113ZM127 111H129V110H127ZM162 111H164V110H162ZM172 112V111H171ZM175 112V111H174ZM185 112H186V114H185ZM191 112V111H190ZM48 113V112H47ZM89 113V114H88ZM101 113V114H102ZM110 113V112H109ZM156 113V112H155ZM158 113H159V111H158ZM162 114H163V112H161ZM160 113V114H161ZM188 113H189V111H188ZM193 113V112H192ZM88 114V115H87ZM92 114V113H91ZM114 114H115V116H111V118H109V119H106V118H104L105 120V122H104V124H103V127L105 126V124L106 123H108V125H107V127L109 126V125H116V123L117 122H119L118 120H120L119 118H118V120L116 119H114V120H112L113 118H117L118 117V115H119V113L118 112H114ZM128 114V113H127ZM169 114V112L167 113V115ZM180 114V115H181ZM185 114V115H184ZM195 114V113H194ZM48 115H52V113L51 114H48ZM48 115L46 116V118L48 119ZM55 115V116H56ZM151 115H153V113L151 114ZM22 116V117H21ZM45 116V115H44ZM68 116H69V118H68ZM93 116V115H92ZM159 116H161V115H159ZM165 116V115H164ZM38 117V116H37ZM43 117V116H42ZM52 117V116H51ZM58 117H60V116H58ZM57 116H56V118H58ZM101 117V116H100ZM169 117V118H170ZM187 117V116H186ZM53 118V117H52ZM55 118V117H54ZM63 118V117H62ZM122 118V117H121ZM155 118H156V116H155ZM33 119V118H32ZM29 120V121H31L30 123H33V120H35V118L33 119V120ZM46 119V120H47ZM65 119V121H62L61 120V122H64L65 124H66V120ZM124 119V118H123ZM167 119H168V117H167ZM183 119V118H182ZM12 120V123L14 122L15 123V121H13ZM45 120V121H46ZM50 119H48V121H49ZM59 120V122H60V119H58ZM72 120V121H73ZM92 120H93V118H92ZM103 120V119H102ZM156 120V119H155ZM190 120V119H189ZM191 120H193V119H191ZM190 120V121H191ZM43 122H44V117H43V120H42ZM42 121H41V124L40 125H42L43 123H42ZM51 121V120H50ZM123 121V122H124ZM10 122H11V120H10ZM21 122V121H20ZM37 122V121H36ZM54 122H55V120H54ZM53 122V123H54ZM76 122V123H77ZM185 122H187V123H185ZM17 123H19V122H16V124ZM29 122H28V124H30ZM47 123V122H46ZM45 122H44V124H46ZM55 123H57V122H55ZM68 123H71L70 124V126L71 125H73L72 123H74V125L76 124L75 122H69V120H68V122H67V124ZM128 125H127V124ZM7 124H9V122H7ZM35 124V123H34ZM43 124V125H44ZM64 124V125H65ZM11 125V123L9 124V125H6V126H10ZM17 125H19V124H17ZM21 125V124H20ZM19 125V126H20ZM48 125H51V123H49ZM59 125V124H58ZM63 125V126H64ZM181 125H183V127H181ZM184 125H186L185 126V128H184ZM5 125L2 127L3 129H4V127H6ZM30 126V125H29ZM67 126H69V125H67ZM78 126H80V125H78ZM188 126V127H187ZM13 127V126H12ZM11 126H10V128L11 129H13ZM15 127V126H14ZM24 127V126H23ZM43 127V126H42ZM52 127H53V125H52ZM81 127V128H82ZM111 127V126H110ZM39 128V127H38ZM63 128V127H62ZM61 128V129H62ZM80 128V127H79ZM183 128H184V130H183ZM16 129H18L17 127L14 129V130H16ZM24 129V128H23ZM22 129V130H23ZM42 129V128H41ZM60 129V128H59ZM72 129H74L75 130V127H73ZM77 129V128H76ZM83 129H82V131H83ZM161 129V128H160ZM33 130V129H32ZM46 130V129H45ZM45 130H44V133H45ZM49 130V129H48ZM73 130V131H74ZM79 130V129H78ZM81 130V129H80ZM188 130V129H187ZM27 130L25 129V130H23L22 132H21V134L20 135H15V134H12V131H11V133H9V134H11V135H9V137H8V139H7V141L5 142V144H4V161H6V162H4V164H6V166L7 167H4L3 165H1L0 166V169H1V167L3 166L4 167V169H3V167H2V169L0 170L1 172H4L5 171V173H6V171H7V173H6V176H0L1 178L3 177L4 179H2V181L3 182H5V184L7 183V180H6V178L5 177H9V175L8 174H12V178H9V179H13V184L14 183H19L18 185H19V187H20V192H22V194L24 195V196H28L29 195V191H32V190H34L33 188H37L38 186H37V183H36V186L35 185H33V184H35V183H31L29 180H30V176H31V174L33 173L34 174V172H32L31 171V174H30V171H29V168H30V166H29V162H28V160H27V154H29L31 151H32V153H33V150H32V148H34V149H38L37 151H39L38 153L39 154H41L42 156H45L44 157V159L45 160H43V162H44V165H45V167H43V166H38V167H41L42 169H43V171L45 172V174H46V176H47V174L52 178V179H54V181L55 182H53L52 180H51V178L49 179V180H51L54 184L55 183H59V182H57V181H60V180H65V182H66V184H69V179H71V177H72V180H73V176H72V174L74 175V172H76L78 169L77 168H79V166L80 167H82L81 165H79V166H74V168H76L77 170L75 171V169L74 168H72V166L70 167L71 168V174L69 173L70 172V169L68 168L67 169V167L65 168L64 167V165H65V162H64V160H65V157H66V154H65V150L64 149H62V150H60V149H58L57 150V147H64V145H67V143H68V141H70L69 140V138H70V136L67 138V139H61V141H59L58 139H60V138H58V139H55L56 138V136L58 135V134H56V136L54 137V139H53V141H52V138H53V136H50V137H52V138H50L48 135H49V133L48 132H46L47 133V136L50 138V139H46L45 140V138H43L42 136H40V137H42L43 138V140H35V143H33V145H31V143L30 144H28V136H29V133H31V135L33 134V137H35V130H34V133H32L33 131H31V132H26ZM37 131H38V129H37ZM36 131V132H37ZM41 131V130H40ZM39 131V132H40ZM181 131H182V133H181ZM39 132L37 133V135L39 134ZM62 132V131H61ZM68 132V131H67ZM77 132V131H76ZM184 132H186L187 133V131H184ZM42 133V132H41ZM185 133V134H186ZM43 134V133H42ZM65 134V133H64ZM77 134V133H76ZM184 133H183V136H181L182 138L183 137H185L186 138V136H184L185 135ZM1 135V134H0ZM51 135V134H50ZM53 135V134H52ZM64 136V135H63ZM32 137V138H33ZM47 137V138H48ZM62 137V136H61ZM77 137V136H76ZM180 137V138H181ZM198 137V136H197ZM0 138H2V136H0ZM41 138V139H42ZM66 138V137H65ZM149 138V139H148ZM194 138V137H193ZM74 139V137L72 138V140ZM178 139V140H177ZM184 139V138H183ZM192 139V138H191ZM52 141V142H50V141ZM185 141H186V139H184ZM184 140H183V143H186V142H184ZM180 141V140H179ZM190 141V140H189ZM188 141V142H189ZM78 142V141H77ZM116 143H117V141H115ZM155 142V143H156ZM143 143V144H142ZM148 143V144H147ZM154 143V144H155ZM157 143H159V142H157ZM174 143V142H173ZM178 143V142H177ZM190 143V142H189ZM188 143V144H189ZM13 144L15 145L14 147H13ZM26 144H28V145H26ZM96 144V143H95ZM95 144H93V143H91V146L92 145H95ZM128 144H130L131 146H129ZM170 145V147H169V145ZM187 144V143H186ZM185 144V145H186ZM140 145V146H141ZM192 145V144H191ZM31 146H33L31 149L29 148V147H31ZM86 146V145H85ZM89 146V145H88ZM100 146V145H99ZM102 146H104V145H102ZM101 146V147H102ZM111 146V145H110ZM167 146H168V148H169V150L167 149ZM190 146V145H189ZM84 147V146H83ZM90 147V146H89ZM93 147V146H92ZM96 145H95V149H96ZM100 147V148H101ZM135 147V146H134ZM28 148H29V150H31L30 152H29V150H28ZM66 148H67V146H66ZM87 148V147H86ZM112 148V147H111ZM111 148H110V150L109 151H111V154H113L112 153V150H111ZM119 148H123V147H119ZM136 148H137V146H136ZM147 148H151L150 150L152 151H154V149H153V146H148ZM81 149V148H80ZM92 149V148H91ZM98 150H99V148H97ZM94 150V149H92V150H94V152L95 151H98V150ZM105 148H102V151L103 152H106L105 150H104ZM114 149V148H113ZM134 149V148H133ZM177 149V148H176ZM178 149L179 150H181L180 149V147H178ZM1 150V149H0ZM56 150V151H55ZM84 149L82 148V151H83ZM107 150V149H106ZM118 150V149H117ZM140 150H142V149H140ZM168 150V151H167ZM178 150V151H179ZM36 150L34 151V152H37ZM128 151V150H127ZM130 151V150H129ZM132 151V150H131ZM131 151H130V153H131ZM146 151V150H145ZM171 151V152H170ZM181 151H184L183 149L181 150ZM181 151H179V152H181ZM190 151V150H189ZM2 152H3V150H2ZM27 154H26V153ZM46 152V153H45ZM100 154H101V150L100 151H98ZM97 152V153H98ZM102 152V153H103ZM114 153H117V152H115V151H113ZM120 152H122V151H120ZM137 152H139V151H137ZM142 152V151H141ZM148 152H149V150H148ZM171 153V154H169V153ZM191 152V151H190ZM0 153H1V151H0ZM31 153V154H32ZM90 153V152H89ZM97 153H94L96 156H98L97 155ZM98 153V154H99ZM119 153V152H118ZM126 153H127V155H126ZM129 152H126L125 151V156L127 157V158H120V156L118 157V156H116V155H112V156H107V155H103L104 157L103 158H105V162H107L106 164H105V166H107L106 168H108V169H110V171H108L107 173L109 174V176H108V179L106 180L105 179V181H101V182H99L100 183V185H97V183H94V181H93V184L92 183H90L89 181H87L88 182V186L87 187H90V185H92L93 186V188L92 187H90V189H93V190H90L89 188H87L89 191H88V193L90 192V191H95V193L97 192H102V191H105V194H104V199H107L106 201H105V203L107 202V201H109L110 202V200H111V202H114V201H112V199H115V201L116 200H118L119 198H121L120 199V202L122 201H125V200H122V198L123 199H125L126 197H121V196H124V195H126V194H124V195H121V193H120V191L118 190V189H116V190H118L117 192L119 193V198L117 199V198H115V196L117 197V195H115V193H117L116 191H115V188L117 187V188H119V187H121V188H119V189H123V188H125V189H127V190H124V191H126L127 193H130L129 195H128V199L127 200H129L130 198H131V194H133V192H134V188H135V190L137 191L138 189H140L139 191H137V192H139L140 193V195L138 194V193H136V195L138 194V196H136L135 195V197H136V199H134V201L135 200H137V198L139 199V197L140 196H142L141 194H143V192H147L145 195H147L148 196V198H150L151 199V195H152V197L153 198H155V201H157V196H155L154 195V188L152 187V186H150V187H152V188H150V190H146L145 189V187L147 186V185H145L144 186V184H146V183H141V182H144L143 180H145V177L147 178V176L146 175H140V176H142V178L139 176V173H138V178L140 179H138V178H136L135 177V179H134V175H136V172L134 173V171H136V169L135 168H133V166H134V159H133V154H134V157L136 156L135 155V153H133V154H131V158H128V155L130 154H128ZM182 153V152H181ZM34 154H36V153H34ZM33 154V155H34ZM67 154H69V153H67ZM73 154H75V153H73ZM84 154H86V153H84ZM91 154H93V151H92V153ZM94 154L93 155H91L92 157H96V156H94ZM106 154H109V155H111L110 154V152L109 153H106ZM137 154V153H136ZM169 154V155H168ZM190 154V153H189ZM30 155V154H29ZM40 155V156H41ZM82 155V154H81ZM81 155H76L75 154V157H79V160H78V164H79V161L81 160L80 159V157H81ZM86 155H89L88 154V152H87V154ZM117 155H119V154H117ZM165 155V156H164ZM191 155H192V153H191ZM31 156V155H30ZM74 156V155H73ZM83 156V155H82ZM107 156V157H106ZM124 156V157H125ZM174 156V155H173ZM189 156V155H188ZM36 157V156H35ZM84 157V156H83ZM99 157H102V154H101V156L99 155ZM129 157H130V155H129ZM175 157V156H174ZM173 157V158H174ZM192 157V156H191ZM241 157V156H240ZM30 158V157H29ZM85 158V157H84ZM94 158L92 159V161L90 160V161H86V163L87 162H92L93 163V160H94ZM102 158V159H103ZM190 158V157H189ZM188 158V159H189ZM2 159V158H1ZM8 159V160H7ZM36 159H40V158H36ZM95 159H97V158H95ZM101 159V160H102ZM146 159V158H145ZM83 160V159H82ZM98 160V161H97ZM96 161L99 163V159H97ZM30 161V160H29ZM32 161V160H31ZM30 161V162H31ZM40 161V160H39ZM95 161V160H94ZM187 161H189V160H187ZM213 161V160H212ZM42 162V163H43ZM76 163H74V164H76L77 165V159H76V161H75ZM97 162H96V164H97ZM136 162V161H135ZM38 163V162H37ZM39 163H41V162H39ZM85 163V162H84ZM101 163V162H100ZM99 163V164H100ZM99 164H97V166L99 165ZM101 164H103V163H101ZM104 164H103V166H104ZM137 163H135V166L134 167H136V166H138V165H136ZM184 165V164H183ZM186 165V164H185ZM85 166V165H84ZM94 166V165H93ZM96 166V167H97ZM102 166V165H101ZM104 166V167H105ZM86 167H87V165H86ZM89 167V166H88ZM95 167V166H94ZM82 168H84V167H82ZM82 168H79V169H82ZM106 168H104L105 170H106ZM6 169V170H5ZM40 169V168H39ZM73 169V170H72ZM86 169V168H85ZM91 169V168H90ZM89 169V170H90ZM93 169H95V168H93ZM92 169V170H93ZM98 169V167L96 168V170ZM135 169V170H134ZM3 170V171H2ZM69 170V171H68ZM99 170V169H98ZM104 170V171H105ZM41 171V170H40ZM42 171V172H43ZM81 170H79V172H80ZM83 172H84V169L82 170ZM88 170L86 169V173H88L87 172ZM91 171V170H90ZM131 171V172H130ZM36 172H39L38 170L36 171ZM78 172V171H77ZM79 172L78 173H76L75 174V177H78V176H80V175H78L79 174ZM106 172V171H105ZM110 172V173H109ZM90 173V172H89ZM120 173H126V174H132V178H129L128 177V179L126 178L127 176H125V177H123V178H125L123 181L124 182H121V184H117L118 182L120 183V181H118L117 182V180L119 179V175H117V174H120ZM133 173H134V175H133ZM1 174H3V173H1ZM37 174V173H36ZM44 174V175H45ZM81 174V173H80ZM91 174H93V173H91ZM91 174H89L90 176H91ZM8 175V176H7ZM30 175V176H29ZM56 177H55V176ZM70 177H69V176ZM83 175V174H82ZM98 175H100V177L101 176H103V175H105V173H103L102 175L100 174V173H98ZM128 176H130V175H128ZM143 176H145V177H143ZM164 176V177H165ZM35 177V176H34ZM38 177V176H37ZM40 177H41V175H40ZM42 177H43V173H42ZM81 177V176H80ZM163 177V178H164ZM36 178V177H35ZM121 178V177H120ZM166 178V177H165ZM168 178V179H169ZM8 179V178H7ZM47 179H48V176H47ZM128 180V182H129V180L130 181H132V184H131V186L134 184L135 186L136 185H138V183H140L138 186H140L138 189H136V187L135 186H132V188L133 189H130V184L129 183H131V182H126L127 180ZM202 179V178H201ZM49 180H47L44 184L47 186V182L49 181ZM79 180H81V179H79ZM79 180H77L76 179V181H75V184H76V182H78ZM99 180V179H98ZM44 181V180H43ZM91 181H92V179H91ZM134 181V182H133ZM139 181V182H138ZM3 182H1V180H0V183H2L3 184ZM61 182V181H60ZM65 182H64V184H63V187H65L64 185H66L65 184ZM71 182V181H70ZM86 182V183H87ZM97 182V181H96ZM116 182V184H114ZM136 182H137V184H136ZM145 182H147L146 180H145ZM10 183V182H9ZM8 183V184H9ZM33 185V187H32V185ZM43 183V182H42ZM49 183V182H48ZM53 183H49L48 184V187L50 188V189H47V190H50L51 191V189H53V186H51V184H53ZM73 183V181L71 182V184ZM81 183H83V182H81ZM102 183V184H101ZM123 183H125L124 185H123ZM169 183V182H168ZM171 183H173V182H171ZM200 183H202V182H200ZM227 183V182H226ZM12 184V183H11ZM4 185V184H3ZM40 188H41V182H40ZM60 185L62 186V183H60ZM60 185H58V187H60ZM223 185V184H222ZM221 185V186H222ZM5 186V185H4ZM13 187H14V185H12ZM52 188H51V187ZM85 186V187H86ZM128 186H129V188H128ZM144 186V187H143ZM220 186V185H219ZM220 186V187H221ZM0 187H2V185L0 184ZM10 187V186H9ZM62 187V188H63ZM67 187H68V185H67ZM71 187V186H70ZM158 187V186H157ZM217 187V186H216ZM5 188V187H4ZM32 188V189H31ZM39 188V189H40ZM73 188V187H72ZM80 188H81V186H80ZM147 188V187H146ZM229 187H225L224 185L222 186V188L218 191V193H217V197H216V202L214 201L212 204H214V203H216V217L218 218V217H220V220L222 219V217H225V215H232L233 214V212H235L236 210H235V208H236V199H238V198H236V196L237 195H235V194H237V193H234V191H233V193H232V191L230 190V189H228ZM31 189V190H30ZM42 189H45V186L42 188ZM56 189V188H55ZM58 189V188H57ZM64 189V188H63ZM62 189V190H63ZM65 189H66V187H65ZM142 189V190H141ZM153 189V191H151ZM216 189V188H215ZM46 190V191H47ZM59 190H61V187H60V189ZM61 190V191H62ZM78 190V189H77ZM122 190V191H123ZM130 190V191H129ZM34 191H36V189L34 190ZM71 191V190H70ZM84 191V190H83ZM129 191V192H128ZM135 191V192H136ZM141 191V192H140ZM43 192V191H42ZM52 192L53 193H55L53 190H52ZM57 192H59V191H57ZM111 192V193H110ZM126 192H124V193H126ZM149 192H151V194L149 193ZM152 192H154V193H152ZM49 193V192H48ZM64 193H65V191H64ZM86 193H87V191H86ZM87 193V194H88ZM123 193V192H122ZM20 194V193H19ZM50 195H51V192L49 193ZM48 194V195H49ZM85 194V193H84ZM89 194H94V192H91V193H89ZM135 194V193H134ZM133 194V195H134ZM239 194H241V193H239ZM18 195V194H17ZM21 195V194H20ZM37 195V194H36ZM48 195H47V197H48ZM74 195V194H73ZM81 196H82V193L80 194ZM96 195V194H95ZM132 195V196H133ZM154 195V196H153ZM44 196H46V195H44ZM69 196H70V194H69ZM80 196V197H81ZM147 196H145V198L147 199ZM239 196V195H238ZM242 196V195H241ZM33 197V196H32ZM36 196H34L33 198H35ZM47 197H45L44 199H47ZM52 197V196H51ZM67 197V196H66ZM72 197V196H71ZM102 197V198H103ZM142 197H144V195L142 196ZM142 197H140V198H142ZM37 198V197H36ZM79 198V197H78ZM78 198L77 197H75V199L76 200H78ZM133 198V197H132ZM145 198H143L142 200L144 201V199ZM152 198V200H146V201H149L150 203V205L151 206H153L154 205V199ZM157 198V199H156ZM172 198H174V197H172ZM180 198V197H179ZM241 198V197H240ZM39 199H42L43 200V198H38V200ZM53 199H54V197H53ZM109 199V200H108ZM167 199H166V201H167ZM16 200H18V199H16ZM20 200V199H19ZM18 200V201H19ZM48 200H50V198L48 199ZM65 200V199H64ZM103 200V199H102ZM142 200H140V202L142 201ZM181 200V199H180ZM33 201V200H32ZM44 201V200H43ZM52 201V200H51ZM50 201V202H51ZM72 201H73V199H72ZM101 201V200H100ZM104 201H103V203L102 204H98V205H105V203H104ZM169 201V200H168ZM182 201V200H181ZM239 201V200H238ZM26 205H28V204H30L29 202H31L30 201V199H28V200H26ZM37 202V201H36ZM39 202V201H38ZM119 202V203H120ZM121 202V203H122ZM132 202V201H131ZM47 203V202H46ZM68 203H70V202H68ZM99 203H101V202H99ZM115 204L114 205H116L117 203L116 202H114ZM125 203V202H124ZM144 203L145 204H143V205H147L148 204V202H145L144 201ZM157 203V202H156ZM18 204V203H17ZM20 204H21V202H20ZM40 204V203H39ZM59 204V203H58ZM112 204V203H111ZM129 203H127L126 204V206L128 205ZM171 204H172V206H171ZM171 204H169L171 207H173V206H175L173 203H171ZM178 204V203H177ZM23 205H25L24 203H23ZM22 205V206H23ZM38 205V204H37ZM53 205H55V204H53ZM69 205V204H68ZM107 206H108V204H106ZM105 205V206H106ZM109 205H110V203H109ZM113 205V206H114ZM123 205V204H122ZM134 205H136V203L134 202ZM156 205V204H155ZM215 205V204H214ZM18 206V205H17ZM21 206V207H22ZM43 206V205H42ZM38 207V209H40L41 211H42V209L44 210V207ZM45 206V205H44ZM70 206V205H69ZM124 206V205H123ZM132 207V209L129 207L128 208V210L129 209H131L132 210V212H134V214L131 212V214H133V215H135L136 217H137V219H138V216L136 215L137 213H135V211H136V206H134L133 207V205H131ZM148 206V205H147ZM151 206H149L150 208H151ZM177 206V205H176ZM176 206H175V208H176ZM210 206H212V205H210ZM37 207H35V208H37ZM71 207V206H70ZM70 207H68L69 208V210H71V208ZM45 208H46V206H45ZM52 208H53V206H52ZM67 208V207H66ZM101 208H103V207H101ZM48 210H51V209H49V208H47ZM46 209V210H47ZM54 209V208H53ZM57 209H59L58 207H57ZM56 209V210H57ZM63 209V208H62ZM135 209V210H134ZM237 209V208H236ZM24 210V209H23ZM26 210H28V209H26ZM31 210V209H30ZM37 210V209H36ZM64 210H66V209H64ZM208 211V207H207V209L204 211V212H207ZM215 211H214V213H215ZM45 212V211H44ZM47 212V211H46ZM126 212V214L124 213V215L126 216V217H131V218H127L128 220L126 221L125 219H123V218H121L122 216H120L119 218H117L116 219V223L117 224H119L120 226H119V230L117 229V231L113 228L112 230L110 229V231L108 230V232H111V234H113V235H115L117 238H120V239H122V240H126V239H129L131 236V232L133 231L134 233H136L135 232V230L136 229H133V230H130V231H128V229H130L129 227H133V226H141V228L143 229L144 228V226H145V224H144V222L145 221H142L141 222V219H140V217H139V219L138 220H136V218H134L133 217V215H130V210H129V212H128V214H127V211H125ZM203 212V213H204ZM42 213H43V211H42ZM203 213H201V215L200 216H202V214ZM236 213V212H235ZM46 214V213H45ZM50 214V213H49ZM61 214H63V213H60L59 215L61 216ZM40 215V214H39ZM42 215V214H41ZM66 215V214H65ZM129 215V216H128ZM29 216V215H28ZM28 216H26V214H25V212H24V215H22V217H18V216H16V217H18L17 219H16V222H18V227H20L21 229H23V226L25 225H27V222L29 221L28 219H31V218H27ZM233 216V215H232ZM30 217V216H29ZM54 217V216H53ZM203 217V216H202ZM231 217V216H230ZM27 218V219H26ZM205 218V217H204ZM198 219L199 220H201L199 217H198ZM206 219H207V217H206ZM234 219H236L235 221H233ZM234 219H230V220H228V222H225L227 225H228V228H229V226H231V223L233 224L231 227H230V229L232 230V229H234L235 230V225H237V223H235V225H234V223L233 222H237V217L235 218V216H234ZM122 220H125L124 222L122 221ZM206 221L205 219H202V221ZM216 220V219H215ZM224 220H226V219H224ZM201 221V222H202ZM123 222V223H122ZM200 222V223H201ZM26 223V224H25ZM141 223L144 225H141ZM196 223V222H195ZM202 223H204L205 224V222H202ZM219 223V222H218ZM225 223H224V226H226L225 225ZM136 224H138V225H136ZM207 224V223H206ZM206 224H205V226H206ZM20 225V226H19ZM209 225H211V224H209ZM22 226V227H21ZM24 226V227H25ZM51 226V225H50ZM214 226V227H213ZM215 226H216V224H213V225H211L210 227L212 228H215ZM223 225H222V227H224ZM222 227H221V225L220 224H217V227L215 228V230L217 229L218 231H214V229L212 230V232H210L209 230H208V227H207V231H209L210 233H213V232H215V234H217L216 232H219L220 230H222ZM53 228V227H52ZM117 228H118V226H117ZM140 228V229H141ZM139 229V227H137V230ZM220 229V230H219ZM229 229V230H230ZM113 230H115L114 232H113ZM224 230V229H223ZM227 230V229H226ZM230 230V232L232 233V231ZM130 232V233H129ZM140 232V231H139ZM223 232H225V233H223ZM222 233H223V237H225V235L227 236L228 234L226 233L227 231H223ZM230 232H228L229 234H231ZM234 232V231H233ZM221 231H220V235H218V236H220L219 237V239L218 240H220V241H222L223 240V242H224V244H226L227 242L228 243H230L229 245H231V246H235L236 245V242H235V245H233V243H232V238H230V239H228V237H225V238H223L222 236H221ZM110 234V233H109ZM129 234V235H128ZM133 234V233H132ZM219 234V233H218ZM232 234H235V233H232ZM231 234V235H232ZM37 235V234H36ZM39 235V234H38ZM135 235V234H134ZM231 235H230V237H231ZM90 236H92V234L90 235ZM128 236H130L129 238H127ZM215 236V235H214ZM234 236V235H233ZM34 237H36V236H34ZM58 237V236H57ZM69 237V236H68ZM88 237V236H87ZM89 238V237H88ZM92 238V237H91ZM91 238H89V239H91ZM126 238V239H125ZM208 238H209V236H208ZM211 238H213V237H211ZM214 238H218L217 236L216 237H214ZM36 239V238H35ZM226 239H228L227 241H226ZM217 240V241H218ZM54 242V241H53ZM209 242V241H208ZM207 243V242H206ZM206 243H204V246L202 247V252H203V254L205 255V257H207V253L209 252V248L207 247V245H206ZM222 243V242H221ZM229 245H227V246H229ZM49 248H51L52 249V247L53 246H55V245H53L52 243H51V245L49 244ZM209 246V245H208ZM220 246V245H219ZM218 246V247H219ZM222 247V246H221ZM47 248V247H46ZM48 248V249H49ZM234 248V247H233ZM64 249V251L66 250L65 248H63ZM201 249V248H200ZM216 249V248H215ZM227 249V248H226ZM236 249V248H235ZM235 249H233L235 252H236V250ZM217 250V249H216ZM215 250V251H216ZM222 250V249H221ZM96 251H98V249L96 250ZM108 251V250H107ZM211 251V250H210ZM212 251H214L213 249H212ZM228 251V250H227ZM226 251V252H227ZM230 251V250H229ZM9 252H10V250H9ZM103 252V251H102ZM105 252V251H104ZM234 253V252H233ZM9 254V253H8ZM102 255V253H98V255ZM238 254V253H237ZM236 254V255H237ZM103 255H105V254H103ZM217 256L216 257H219L220 255H218V254H216ZM223 255V254H222ZM224 255H225V253H224ZM236 255H234V256H236ZM209 257V259H208V261L210 260V262H212L211 261V259L213 258H210V256H208ZM216 257H214V259H216L217 261L219 260V258H216ZM223 257V256H222ZM232 258H233V256H232ZM236 258H238V255L236 256ZM222 260V259H221ZM220 260V261H221ZM216 261V262H217ZM220 261H218V263L220 262ZM233 261V260H232ZM94 262V261H93ZM92 262V263H93ZM222 262V261H221ZM234 262V261H233ZM235 263V262H234ZM234 263H232V264H234ZM94 264V263H93ZM211 264V263H210ZM220 264V263H219Z\"/></svg>",
	"mask_w": 264,
	"mask_h": 264
},
{
	"label": "snow or ice",
	"instance_id": "3",
	"mask_svg": "<svg viewBox=\"0 0 264 264\" xmlns=\"http://www.w3.org/2000/svg\"><path fill=\"white\" fill-rule=\"evenodd\" d=\"M16 264H22V262H20V261H17V262H16Z\"/></svg>",
	"mask_w": 264,
	"mask_h": 264
}]
</instances>
